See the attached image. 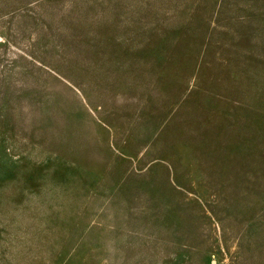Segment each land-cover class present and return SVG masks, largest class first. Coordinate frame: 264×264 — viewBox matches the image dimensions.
I'll return each mask as SVG.
<instances>
[{"label":"rangeland","instance_id":"rangeland-1","mask_svg":"<svg viewBox=\"0 0 264 264\" xmlns=\"http://www.w3.org/2000/svg\"><path fill=\"white\" fill-rule=\"evenodd\" d=\"M0 264H264V0H0Z\"/></svg>","mask_w":264,"mask_h":264}]
</instances>
